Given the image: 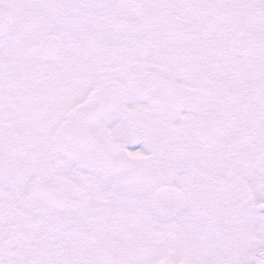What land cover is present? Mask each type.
<instances>
[{
    "label": "snow or ice",
    "instance_id": "1",
    "mask_svg": "<svg viewBox=\"0 0 264 264\" xmlns=\"http://www.w3.org/2000/svg\"><path fill=\"white\" fill-rule=\"evenodd\" d=\"M0 264H264V0H0Z\"/></svg>",
    "mask_w": 264,
    "mask_h": 264
}]
</instances>
